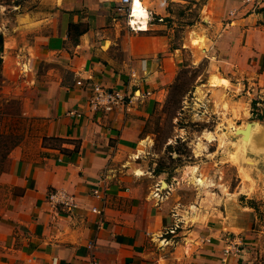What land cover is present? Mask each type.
<instances>
[{
    "label": "crops",
    "instance_id": "crops-1",
    "mask_svg": "<svg viewBox=\"0 0 264 264\" xmlns=\"http://www.w3.org/2000/svg\"><path fill=\"white\" fill-rule=\"evenodd\" d=\"M135 1L145 7L142 21L150 29L174 0ZM175 1L199 4V24L220 76L236 74L235 64L249 61L264 80V2L254 12L244 0ZM43 2L46 8L30 13L37 34L22 48L29 60L24 77L40 78L35 113L42 137L29 150L10 152L0 173V264H137L153 218L150 188L125 165L140 141L136 108L90 107L94 85L128 89L125 79L134 71L122 67L132 60L131 50L118 59L110 51L128 35L130 14L124 26L120 0ZM163 44L148 43L143 55L154 62L145 64V78H157L155 57Z\"/></svg>",
    "mask_w": 264,
    "mask_h": 264
},
{
    "label": "rangeland",
    "instance_id": "rangeland-1",
    "mask_svg": "<svg viewBox=\"0 0 264 264\" xmlns=\"http://www.w3.org/2000/svg\"><path fill=\"white\" fill-rule=\"evenodd\" d=\"M43 6V0H0V113L18 134L11 152L29 150L42 137L35 113L40 78L24 77L29 60L22 48L37 34L30 13ZM198 7L169 2L166 18L155 17L146 30L127 26L124 15L128 35L110 51L118 59L131 50L122 67L134 71L125 79L123 104L137 110L140 141L125 165L144 179L152 200L151 232L137 264H211L206 259L213 257L264 264V80L249 61L236 63L228 78L218 74ZM159 41V74L145 78V64L154 61L143 53Z\"/></svg>",
    "mask_w": 264,
    "mask_h": 264
},
{
    "label": "built area",
    "instance_id": "built-area-1",
    "mask_svg": "<svg viewBox=\"0 0 264 264\" xmlns=\"http://www.w3.org/2000/svg\"><path fill=\"white\" fill-rule=\"evenodd\" d=\"M121 4L119 6V10L125 12L127 16H129L131 10V2L132 0H120ZM264 0H244V3L251 4L254 10L259 11L263 6ZM132 28V26H131ZM80 83L81 81H77ZM125 101V94L118 90H112L106 88L102 85H94L93 86V95L90 99V107L93 110H111L115 104L121 103L123 104ZM70 114H74V111H70ZM64 200L69 203L71 202V198L64 196ZM92 264H97L96 261H93Z\"/></svg>",
    "mask_w": 264,
    "mask_h": 264
},
{
    "label": "trees",
    "instance_id": "trees-1",
    "mask_svg": "<svg viewBox=\"0 0 264 264\" xmlns=\"http://www.w3.org/2000/svg\"><path fill=\"white\" fill-rule=\"evenodd\" d=\"M3 44V35L0 33V50ZM1 63V57H0ZM4 115L0 113V173L4 170V165L8 160L11 150L18 144V134L14 130L6 129Z\"/></svg>",
    "mask_w": 264,
    "mask_h": 264
},
{
    "label": "bare ground",
    "instance_id": "bare-ground-1",
    "mask_svg": "<svg viewBox=\"0 0 264 264\" xmlns=\"http://www.w3.org/2000/svg\"><path fill=\"white\" fill-rule=\"evenodd\" d=\"M129 14L130 16L128 18V24H130L133 29L145 30L147 28L146 23L142 21V17L145 14V7L142 5V3L138 1L132 2L131 10ZM213 78H218V77L214 76ZM214 81L217 82V79L216 80L214 79Z\"/></svg>",
    "mask_w": 264,
    "mask_h": 264
},
{
    "label": "water",
    "instance_id": "water-1",
    "mask_svg": "<svg viewBox=\"0 0 264 264\" xmlns=\"http://www.w3.org/2000/svg\"><path fill=\"white\" fill-rule=\"evenodd\" d=\"M252 126V122H248L247 124H246V130H248L250 127ZM244 131H245V129H244ZM249 132V130L247 131V133ZM243 137H246V133H245V135L243 136Z\"/></svg>",
    "mask_w": 264,
    "mask_h": 264
}]
</instances>
